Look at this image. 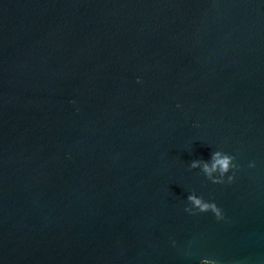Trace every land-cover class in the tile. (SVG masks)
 Returning a JSON list of instances; mask_svg holds the SVG:
<instances>
[{"label":"water","instance_id":"water-1","mask_svg":"<svg viewBox=\"0 0 264 264\" xmlns=\"http://www.w3.org/2000/svg\"><path fill=\"white\" fill-rule=\"evenodd\" d=\"M201 258L264 264V0H0V264Z\"/></svg>","mask_w":264,"mask_h":264},{"label":"clouds","instance_id":"clouds-1","mask_svg":"<svg viewBox=\"0 0 264 264\" xmlns=\"http://www.w3.org/2000/svg\"><path fill=\"white\" fill-rule=\"evenodd\" d=\"M137 82H140V77H137ZM72 103L75 102L72 101ZM254 166V162L249 163V167ZM190 168L199 169L213 184H231L236 178V172L240 168V165L237 163L236 157L233 154L222 149H215L207 160L202 158L193 159L190 163ZM186 201L187 206L184 210L189 214L196 215L210 212L217 220L225 219L224 210L215 200L206 199L195 190L188 193ZM199 261L200 264H220L219 260L213 258H201Z\"/></svg>","mask_w":264,"mask_h":264}]
</instances>
